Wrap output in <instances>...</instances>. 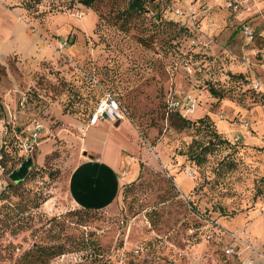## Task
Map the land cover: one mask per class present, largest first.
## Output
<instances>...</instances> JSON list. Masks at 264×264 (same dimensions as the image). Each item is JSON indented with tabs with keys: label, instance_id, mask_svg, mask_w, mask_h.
<instances>
[{
	"label": "rangeland",
	"instance_id": "1",
	"mask_svg": "<svg viewBox=\"0 0 264 264\" xmlns=\"http://www.w3.org/2000/svg\"><path fill=\"white\" fill-rule=\"evenodd\" d=\"M28 2L0 0V192L32 160L18 195L0 200V264H237L247 242L264 253V99L252 87L264 79V0H182L178 23L162 26L123 15L126 0H38V11ZM174 3L146 5L168 18ZM243 23L255 30L251 42ZM103 90L128 120L75 135ZM169 92L195 95L188 126L167 117ZM35 121L39 144L24 152L16 134L29 136ZM212 131L241 140L202 154ZM82 142L125 160L119 193L106 194L108 171L89 173L80 206L92 210L67 193ZM13 208H25L23 218H8ZM49 245L65 253L39 263L36 246ZM230 246L240 256L227 257Z\"/></svg>",
	"mask_w": 264,
	"mask_h": 264
},
{
	"label": "built area",
	"instance_id": "2",
	"mask_svg": "<svg viewBox=\"0 0 264 264\" xmlns=\"http://www.w3.org/2000/svg\"><path fill=\"white\" fill-rule=\"evenodd\" d=\"M181 1L182 0H175L174 6L172 7L173 13L179 16L183 13L182 7L180 5ZM241 33L246 42H251L255 38L254 29L248 23H243L241 25ZM252 87L256 91H264V80L258 79L256 77L253 78ZM165 102L167 104V108L179 110L184 117L193 114L196 107V97L191 92H186L183 94L169 92V94H167L165 98ZM127 117L128 115L126 109L121 105L114 94L109 91L103 90L102 96L100 97V100L98 101L96 107L88 116L87 124L94 125L100 120L108 122L110 124H116L120 123ZM243 123L245 126L248 125V123L246 122ZM43 128L44 126L41 122L35 121L29 132V136L16 134L18 143L22 147L24 152H31L32 149H34L39 144V132H41ZM241 135L242 133H235L231 136L230 139L233 143H239L241 140ZM245 248L248 252L254 254L256 257L264 261V253L260 252L252 244H250L249 242L245 243ZM224 252L227 257L234 255L240 256V250H236L235 247L232 246L225 248ZM237 264H264V262H259L251 257H244L240 258Z\"/></svg>",
	"mask_w": 264,
	"mask_h": 264
},
{
	"label": "trees",
	"instance_id": "3",
	"mask_svg": "<svg viewBox=\"0 0 264 264\" xmlns=\"http://www.w3.org/2000/svg\"><path fill=\"white\" fill-rule=\"evenodd\" d=\"M98 1L99 0H79V2L87 8H93V5ZM126 2H127V6H126L125 10L123 11V15L130 16L132 14H138V13L144 14V16L150 18L151 21H153L152 25H154V26H162L166 21L168 23H178V20L174 19L175 16L173 15L172 10H171V16L167 18V15H165L166 13H163L162 9L158 10L155 8L148 7L146 5L147 0H126ZM28 3L26 4L27 9H32L34 11H38L37 10L38 9L37 8L38 0H33V2H28ZM254 35H255V30H254ZM262 62H264V61H262ZM209 89H210L211 93L213 94V96H215V97L220 96V94L212 86H209ZM256 92H257L256 94H259V96L262 99H264V91H256ZM164 107H165V111L167 112V115H168L167 117H169V119L171 120L170 121L171 123L178 122V124L181 127L188 126L189 124H191L190 119H191L192 115L186 116V117L182 116V114L179 110L167 108V104L165 101H164ZM1 114H3V105L0 102V117H1ZM196 122L207 126V128L210 127L209 121L205 117L198 118L196 120ZM17 131H18V129H17ZM17 131L15 129V132H17ZM12 140L14 141L13 137H12ZM5 144H7L6 141H5ZM238 144L239 143H233L231 141V139L227 140L226 138H222L219 136V134L217 132L212 131L211 137L208 140L207 144L203 145L200 148V150H202V154H204V153L209 152L210 149L212 147H215V146L230 145L232 147V145L237 146ZM0 155H1L0 161H2L5 157V154L3 153L4 156L2 154H0ZM196 155H198V154H195V151L193 150V152H191V156H189V157L194 161H198ZM22 180H20L18 182H13V183L7 184L9 189H8V191L2 190V192H0V200L7 199L10 196V194L17 196L18 193L16 191H14L17 188L16 183H19ZM21 199L23 200V198H21ZM21 199H18V202H22ZM44 200H45V197H42V194H39L37 196V200H36L34 206H38ZM79 208H81L83 210H92L91 208H87V207H79ZM11 210L14 211L16 209L13 208ZM25 211H26L25 208L17 209L15 212H12V214L9 215L8 218H11V219L15 218L13 220H16L18 218H23V216L21 214H23ZM35 253L37 254L36 260L39 263H43L52 257H55V256H58V255L65 253V250L63 249L62 245L36 246Z\"/></svg>",
	"mask_w": 264,
	"mask_h": 264
},
{
	"label": "crops",
	"instance_id": "4",
	"mask_svg": "<svg viewBox=\"0 0 264 264\" xmlns=\"http://www.w3.org/2000/svg\"><path fill=\"white\" fill-rule=\"evenodd\" d=\"M254 29V28H253ZM262 67H264V65H262ZM264 69V68H262ZM264 80V79H262ZM61 116V115H58ZM67 116V115H64ZM62 116V117H64ZM128 120V118H125L123 121H121L120 123L124 124L126 123V121ZM43 124V123H42ZM83 127H87L89 129L92 128H96L95 131L100 130L103 131L104 128L106 129H120V125H118L117 127L114 126V124H110L108 122L105 121H98L97 123H95L94 125H88V124H82L81 122H76L74 125V129H73V133L76 135L79 132H77L76 129H78V131H80V133L82 132L84 135L85 129L82 128ZM82 140V137H81ZM81 155L79 156V159L76 163V165H74V167L71 169L67 180H66V186H67V193L71 199V202L74 206L77 207H82L80 206V202H81V198L80 197H84V193L82 191V185L84 182H86L88 180V178H90V172L92 170L98 171L102 177H104V174L106 172L104 171H108V175L106 174L105 178H102V180H109V182H107V184L110 185L111 189L109 192H106V194L110 195L114 192V190L117 189V192L119 193V189H120V182H118V178H117V174H120L121 170H122V166L123 163H125V160L122 158V154L118 155V158L120 159V161L118 160V162H116V160L111 159V162L108 160L111 156L109 154H107L106 149L99 148V149H92V147L86 145V143L82 142L81 143ZM82 182V183H81ZM119 183V187H117ZM118 195V194H117ZM117 197V196H116ZM99 200V199H98ZM110 201H107V199H102V201L104 202V204H112V202H114V199H109ZM110 202V203H108ZM89 206H93V207H97V206H101L100 204H96L93 203V201H89ZM107 206V205H105ZM244 256H241V258L244 257H251L254 260H257L259 262H264L262 261L260 258L256 257L254 254H251L250 252H244L243 254ZM230 257V256H229Z\"/></svg>",
	"mask_w": 264,
	"mask_h": 264
},
{
	"label": "water",
	"instance_id": "5",
	"mask_svg": "<svg viewBox=\"0 0 264 264\" xmlns=\"http://www.w3.org/2000/svg\"><path fill=\"white\" fill-rule=\"evenodd\" d=\"M32 166V160L30 158H27L23 161L22 166L17 169L14 168L10 173H9V178L13 181V182H18L22 179L25 178L28 170L31 168Z\"/></svg>",
	"mask_w": 264,
	"mask_h": 264
}]
</instances>
